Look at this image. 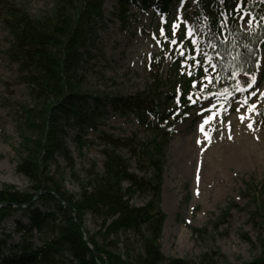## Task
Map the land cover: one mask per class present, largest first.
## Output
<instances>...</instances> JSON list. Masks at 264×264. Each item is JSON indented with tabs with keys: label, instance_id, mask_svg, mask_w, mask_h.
Returning a JSON list of instances; mask_svg holds the SVG:
<instances>
[{
	"label": "trees",
	"instance_id": "trees-1",
	"mask_svg": "<svg viewBox=\"0 0 264 264\" xmlns=\"http://www.w3.org/2000/svg\"><path fill=\"white\" fill-rule=\"evenodd\" d=\"M104 1L53 0L50 9L30 14L15 0H0V14L10 36L8 56L18 64L31 99L22 106L20 142L14 148L15 171L25 177L27 187H0V232L2 223L17 212L28 223L15 222L21 239L14 245L7 246L10 233L2 234L0 264H213V254L218 253L203 252L192 260L166 258L161 250L166 151L174 124L194 102L235 92L254 75L264 43V0H200L195 17L206 20L199 36L186 29L185 8L168 56L163 50L147 63L150 80L145 89L111 99L113 108L131 114L146 135L98 130L101 167L90 161L80 174L65 137L74 124L81 130L96 129L97 116L103 114L96 112L98 106L88 111L92 97L80 86L79 70L94 42ZM119 3L128 4L127 0ZM160 5L166 13L168 0H160ZM238 9L254 18L250 30L240 27ZM165 57L169 59L167 90H163L161 70ZM205 77L208 81H201ZM93 102L99 105L100 100ZM132 160L140 174L131 169ZM68 172L78 191L66 189ZM252 189L259 201L250 213L264 228V180ZM88 216L96 226L92 233L86 225ZM201 230L192 228L194 233ZM33 237L41 241L39 246L33 245ZM257 242L259 253L243 264H264V237L258 236Z\"/></svg>",
	"mask_w": 264,
	"mask_h": 264
},
{
	"label": "rangeland",
	"instance_id": "rangeland-1",
	"mask_svg": "<svg viewBox=\"0 0 264 264\" xmlns=\"http://www.w3.org/2000/svg\"><path fill=\"white\" fill-rule=\"evenodd\" d=\"M15 1L30 14L46 11L53 3V0ZM119 1H104L94 42L79 70L80 86L92 97L88 111L98 106L96 112L103 113L97 116L96 129L84 127L81 130L76 124L67 128L66 146L75 162L74 169L80 174L90 161L101 167L103 157L98 130L114 133L122 130L126 134L136 133L139 137L146 135L147 131L131 114L123 115L113 108L111 99L144 90L150 80L149 60L163 50L168 56L176 24L170 22L164 26V22L177 20L184 6L189 16L187 27H192L193 33L199 35L203 20H206L204 16L197 19L193 14L201 7L200 0H170L166 16L156 8L159 0H128L130 2L125 7L120 6ZM250 20L247 15H239V22L245 30H250ZM9 39L0 14V187L11 185L24 190L27 180L15 171L17 157L14 148L20 142L22 106L28 105L31 99L21 81L18 64L8 56ZM165 60L161 68L163 90H167L169 84L166 77L169 59L165 57ZM201 81H208L207 77ZM245 87V91L197 101L190 112L173 126L166 151L160 203L166 214L160 239L166 258L197 260L203 252H214L218 254H213V264H243L259 253L257 238L264 237V228L259 218L252 219L250 212L256 209L259 201L252 189L253 184L264 180V46L254 79L245 83ZM95 98L100 100L99 105L93 102ZM241 132H247V140L254 148H259L255 155H246L243 159L231 153L225 159H212L213 166L202 167L216 150L213 143L218 137H223L227 147L229 143L235 147L240 143L238 137ZM188 141L197 147V156L186 154ZM209 144L211 147L204 156L202 151ZM58 159L64 166L63 160ZM131 169L140 174L133 160ZM202 176H206L205 181ZM65 178L66 189L78 191L69 172ZM261 199L264 204V194ZM134 202L139 204L140 200L135 199ZM231 203L233 206L228 214L221 216L222 210ZM17 219L28 223L21 212L2 223L0 237L3 233L11 234L7 246L21 239L14 230ZM86 225L91 233L96 227L90 216ZM192 228L203 230L194 233ZM32 241L34 246L41 244L37 237Z\"/></svg>",
	"mask_w": 264,
	"mask_h": 264
},
{
	"label": "bare ground",
	"instance_id": "bare-ground-1",
	"mask_svg": "<svg viewBox=\"0 0 264 264\" xmlns=\"http://www.w3.org/2000/svg\"><path fill=\"white\" fill-rule=\"evenodd\" d=\"M246 131V130H245ZM236 132H238V130H236ZM235 138V137H234ZM239 142L237 146L235 147H231L230 146V143H229V147H227V142L223 140V137L220 136L218 137V140L216 143H213L214 145V152L211 156V159L210 161H205L203 164H202V167L206 168L207 166L209 165H212L214 164L213 161H211L212 159L213 160H216V159H219V158H222V159H225L226 156L228 155H231V153H233V155L237 156V157H242L243 159H246V155L249 156V157H252L253 155L256 154L257 150L259 149L257 146L256 148H254V145L251 144L247 139V132L246 134L244 133H240L239 134ZM237 138V139H238ZM227 139V138H226ZM236 140V139H235ZM190 141V140H189ZM187 142V145L185 146V152L187 155H198V151L195 150L197 149L196 146H193L190 144V142ZM234 144V143H233ZM256 145V144H255ZM210 144L202 151L203 155L206 156L209 148H210ZM217 147V148H216ZM210 156V155H209ZM205 178L206 176H202L201 179H203V181H205Z\"/></svg>",
	"mask_w": 264,
	"mask_h": 264
},
{
	"label": "snow or ice",
	"instance_id": "snow-or-ice-1",
	"mask_svg": "<svg viewBox=\"0 0 264 264\" xmlns=\"http://www.w3.org/2000/svg\"><path fill=\"white\" fill-rule=\"evenodd\" d=\"M173 27H175V25ZM162 34H163V31H162ZM189 35H190V33H189ZM172 42L175 43V41H172ZM241 120H243V117H241ZM201 129L203 130V126H201Z\"/></svg>",
	"mask_w": 264,
	"mask_h": 264
},
{
	"label": "water",
	"instance_id": "water-1",
	"mask_svg": "<svg viewBox=\"0 0 264 264\" xmlns=\"http://www.w3.org/2000/svg\"><path fill=\"white\" fill-rule=\"evenodd\" d=\"M85 240H86L87 243L89 242V239L88 238H86Z\"/></svg>",
	"mask_w": 264,
	"mask_h": 264
}]
</instances>
